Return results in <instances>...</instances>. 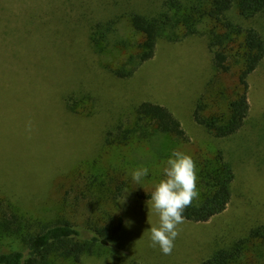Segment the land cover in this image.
<instances>
[{"label": "rangeland", "instance_id": "374dc122", "mask_svg": "<svg viewBox=\"0 0 264 264\" xmlns=\"http://www.w3.org/2000/svg\"><path fill=\"white\" fill-rule=\"evenodd\" d=\"M163 1L0 0V210L9 214L10 205L16 206L20 211H13L27 226L25 235L57 221L85 230L114 224L120 216L124 224L119 234L102 239L99 256H83L81 264H199L215 247L264 224V61L248 79L245 125L234 136L216 140L192 118L208 81L215 78L206 36L210 25L179 42L159 41L154 56L125 80L115 78L107 66L122 61L126 51L110 47L97 53L91 46L95 22L119 18L118 33L130 38L129 15L153 12ZM237 21L264 33L261 17ZM238 69L235 65L216 77L226 95L206 94V113L224 107L230 96L225 88L237 83ZM71 94L90 99L71 113L64 102ZM142 102L172 113L187 141L161 138L152 146L155 151L136 140L106 146L107 128L132 115ZM27 120L34 124L31 138L25 132ZM173 150L193 158L197 175L200 162L221 150L235 177L227 209L206 223L185 221L172 253L165 255L151 246L146 230L159 221L145 197L162 178ZM140 167H147L148 175L136 183L131 173ZM93 177L109 184V195L102 196L96 187L86 190ZM119 182L122 191L112 201ZM121 196H126L124 202ZM1 248L23 250L25 244L20 237H9Z\"/></svg>", "mask_w": 264, "mask_h": 264}, {"label": "trees", "instance_id": "16d2710c", "mask_svg": "<svg viewBox=\"0 0 264 264\" xmlns=\"http://www.w3.org/2000/svg\"><path fill=\"white\" fill-rule=\"evenodd\" d=\"M255 17L264 21V0H164L161 7L153 12L129 15L132 37L125 38L118 33L119 18H109L92 24L89 40L97 53H103L110 47L126 51L122 61L107 66L115 78L125 80L154 56L159 41L179 42L198 35L202 27L210 25L206 36L215 78L208 81L192 118L210 137L224 140L237 134L245 125L250 111L248 79L264 61V33L237 21ZM235 65L239 67L237 83L225 88L230 96L224 107L212 108L206 113L209 109L204 104L206 94L226 95L218 88L224 85L216 77L230 73ZM88 99L90 96L85 94H71L64 100L65 107L75 113L77 104H83ZM165 137L178 143L187 141L185 132L172 113L160 105L142 102L134 108L132 115L107 128L103 142L106 146H114L136 140L147 142L155 151L152 147L154 142ZM199 167L197 187L200 197L184 212L185 221L191 223L209 222L227 209L235 177L232 163L221 150L213 159L202 160ZM107 186L109 184L104 185L93 177L85 188L89 191L96 187L105 196L110 192H105ZM122 188L123 183L116 184V192L111 194L112 201H117ZM145 198L150 199V195ZM10 207L9 214L0 210V264H81L83 256L98 257L101 240H113L124 224L118 216L114 224L88 226L82 230L64 220L25 235L27 226L14 208L20 210L16 206ZM9 237H20L25 248L3 251L1 242ZM23 257L27 259L22 260ZM130 264L138 263L133 261ZM199 264H264V224L250 228L228 245L215 247Z\"/></svg>", "mask_w": 264, "mask_h": 264}, {"label": "clouds", "instance_id": "9594fccd", "mask_svg": "<svg viewBox=\"0 0 264 264\" xmlns=\"http://www.w3.org/2000/svg\"><path fill=\"white\" fill-rule=\"evenodd\" d=\"M24 127L28 138H31L33 122L27 120ZM147 175V167H140L131 173L136 183ZM197 181L193 158L183 151L173 150L165 162L162 178L155 183L150 199L146 201L149 211L155 212L159 221L158 226H151L146 230L150 234L151 246L159 247L165 255L172 253L174 242L180 234L179 226L185 222V210L191 207L199 196ZM123 192L126 193L127 189L125 188ZM125 200L126 196H121L120 202ZM126 223L131 224V221Z\"/></svg>", "mask_w": 264, "mask_h": 264}]
</instances>
